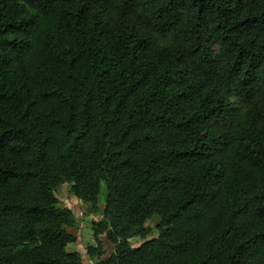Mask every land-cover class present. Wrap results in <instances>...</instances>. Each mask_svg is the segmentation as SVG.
I'll list each match as a JSON object with an SVG mask.
<instances>
[{
  "label": "trees",
  "instance_id": "16d2710c",
  "mask_svg": "<svg viewBox=\"0 0 264 264\" xmlns=\"http://www.w3.org/2000/svg\"><path fill=\"white\" fill-rule=\"evenodd\" d=\"M62 184L95 264H264V0H0V264H88Z\"/></svg>",
  "mask_w": 264,
  "mask_h": 264
},
{
  "label": "rangeland",
  "instance_id": "374dc122",
  "mask_svg": "<svg viewBox=\"0 0 264 264\" xmlns=\"http://www.w3.org/2000/svg\"><path fill=\"white\" fill-rule=\"evenodd\" d=\"M58 200V206L69 209L73 213V218L69 226H65V230L77 237L78 243H73L67 246L66 252H76L80 254L81 258L88 262V264H95L99 260L105 259L113 252V245H111L104 235L94 238V231L91 228L92 223L103 222L102 210L103 192L100 191L95 205L84 204L75 199L70 193V185L62 184L54 192ZM157 218L153 217L146 221L144 230L146 232L147 240L156 236L155 225ZM96 241L99 242L101 248V256L94 257L90 261L86 258L85 248L89 246H96ZM129 243L135 247L142 243V240L136 236L129 239Z\"/></svg>",
  "mask_w": 264,
  "mask_h": 264
}]
</instances>
